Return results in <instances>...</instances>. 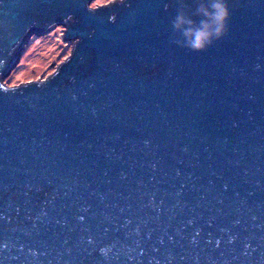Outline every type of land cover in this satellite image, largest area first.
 Wrapping results in <instances>:
<instances>
[{
	"label": "water",
	"instance_id": "95a60500",
	"mask_svg": "<svg viewBox=\"0 0 264 264\" xmlns=\"http://www.w3.org/2000/svg\"><path fill=\"white\" fill-rule=\"evenodd\" d=\"M0 0V264H264V0ZM75 45L7 86L33 35Z\"/></svg>",
	"mask_w": 264,
	"mask_h": 264
},
{
	"label": "rangeland",
	"instance_id": "374dc122",
	"mask_svg": "<svg viewBox=\"0 0 264 264\" xmlns=\"http://www.w3.org/2000/svg\"><path fill=\"white\" fill-rule=\"evenodd\" d=\"M111 1L119 0H93V9L108 5ZM65 29L63 26H56L42 36L33 35L27 51L22 50L21 63L10 73L7 86L44 81L54 75L57 68L70 57L76 43L63 38Z\"/></svg>",
	"mask_w": 264,
	"mask_h": 264
},
{
	"label": "clouds",
	"instance_id": "9594fccd",
	"mask_svg": "<svg viewBox=\"0 0 264 264\" xmlns=\"http://www.w3.org/2000/svg\"><path fill=\"white\" fill-rule=\"evenodd\" d=\"M199 11L208 17L201 22L199 28L193 27L194 22L184 14L176 17L174 27L183 32L189 47L196 51H203L214 39L224 35L230 10L226 0H213L211 10L201 7Z\"/></svg>",
	"mask_w": 264,
	"mask_h": 264
}]
</instances>
